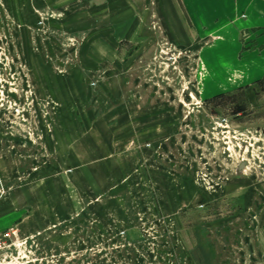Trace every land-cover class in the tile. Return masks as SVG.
Here are the masks:
<instances>
[{
	"label": "rangeland",
	"instance_id": "obj_1",
	"mask_svg": "<svg viewBox=\"0 0 264 264\" xmlns=\"http://www.w3.org/2000/svg\"><path fill=\"white\" fill-rule=\"evenodd\" d=\"M183 1L0 0V264H264V0Z\"/></svg>",
	"mask_w": 264,
	"mask_h": 264
},
{
	"label": "crops",
	"instance_id": "obj_2",
	"mask_svg": "<svg viewBox=\"0 0 264 264\" xmlns=\"http://www.w3.org/2000/svg\"><path fill=\"white\" fill-rule=\"evenodd\" d=\"M184 1L183 2L186 4L187 0H184ZM249 8L251 9L252 16H255L254 15V11H253L255 8H253L252 5ZM263 26H264V20L258 22V20H256V19H250V20L246 21L245 26L242 29H245V28H255V27H263ZM262 31H264V30H262ZM237 49H238V51H237L238 54H239L240 51L243 50V45H242L241 42H239V45L237 46Z\"/></svg>",
	"mask_w": 264,
	"mask_h": 264
},
{
	"label": "built area",
	"instance_id": "obj_3",
	"mask_svg": "<svg viewBox=\"0 0 264 264\" xmlns=\"http://www.w3.org/2000/svg\"><path fill=\"white\" fill-rule=\"evenodd\" d=\"M12 235H14L13 232L6 233L3 236H1V238H0V250H2L4 247H6L7 241L12 239V237H13Z\"/></svg>",
	"mask_w": 264,
	"mask_h": 264
}]
</instances>
